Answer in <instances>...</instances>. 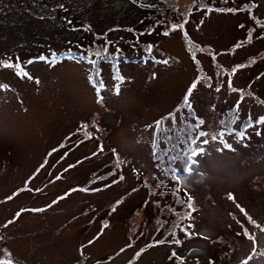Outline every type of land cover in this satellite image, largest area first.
Returning <instances> with one entry per match:
<instances>
[{"label": "rangeland", "instance_id": "1", "mask_svg": "<svg viewBox=\"0 0 264 264\" xmlns=\"http://www.w3.org/2000/svg\"><path fill=\"white\" fill-rule=\"evenodd\" d=\"M260 118L264 0H0V261L264 264Z\"/></svg>", "mask_w": 264, "mask_h": 264}, {"label": "snow or ice", "instance_id": "2", "mask_svg": "<svg viewBox=\"0 0 264 264\" xmlns=\"http://www.w3.org/2000/svg\"><path fill=\"white\" fill-rule=\"evenodd\" d=\"M210 10V9H209ZM220 11H233V9H219ZM172 27L173 28H176V27H180V28H182L183 27V25L182 24H173L172 25ZM165 35H167L168 33L167 32H165L164 33ZM100 54L99 53H97V56H99ZM38 59L39 60H47L48 58H46V57H44L43 55H41L40 57H38ZM57 57L55 56V54H53V56H52V58H51V60H50V63L51 64H55L56 62H57ZM104 59H107V57H104ZM163 63H167V61H163ZM4 67H12V65L11 64H9V63H4ZM17 67H19V65L17 64ZM17 74H19V73H17ZM25 75H27V73H25ZM153 76H155V74H153ZM37 83H38V81H37ZM104 87V84L101 82L100 83V88L102 89ZM192 88H195V84H193L192 85ZM217 91H219V89H217ZM233 91H235V89H233ZM119 93V88H117V94ZM97 94H99V89H97ZM186 103H187V100L185 101ZM257 123H264V118H260L258 121H257ZM248 127H252V123H251V121L249 122V125H248ZM246 131H247V128H245V130L244 131H242V132H240V136L239 137H236L238 140H243V139H245L246 138V136H245V133H246ZM260 133L259 132H257V135H259ZM12 197H9V199H11ZM37 211H43V209H40V210H37ZM19 216V213H17V217ZM14 221L13 220H10V221H8V224H11V223H13ZM8 224H5L4 226L5 227H7L8 226ZM0 264H3V261H0Z\"/></svg>", "mask_w": 264, "mask_h": 264}, {"label": "flooded vegetation", "instance_id": "3", "mask_svg": "<svg viewBox=\"0 0 264 264\" xmlns=\"http://www.w3.org/2000/svg\"><path fill=\"white\" fill-rule=\"evenodd\" d=\"M1 197H2V196H1ZM1 197H0V209H1V206H2V203H1ZM25 212H26L25 209L20 208V209L18 210L17 213H19V215H21V214H25ZM16 217H17V215H16L15 217L11 218V219H8V220H5V221H2V222L0 223V230L6 228L4 225H5V224H8V221H10V220H13V221H14L13 223H15V218H16ZM13 223H11V224H13ZM11 224H8V226H10ZM8 226H7V227H8ZM1 237H2V235H1ZM4 252H5V249H4Z\"/></svg>", "mask_w": 264, "mask_h": 264}]
</instances>
